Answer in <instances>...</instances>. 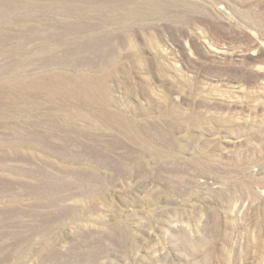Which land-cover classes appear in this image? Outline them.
Wrapping results in <instances>:
<instances>
[{
  "label": "rangeland",
  "instance_id": "rangeland-1",
  "mask_svg": "<svg viewBox=\"0 0 264 264\" xmlns=\"http://www.w3.org/2000/svg\"><path fill=\"white\" fill-rule=\"evenodd\" d=\"M0 264H264V0H0Z\"/></svg>",
  "mask_w": 264,
  "mask_h": 264
}]
</instances>
